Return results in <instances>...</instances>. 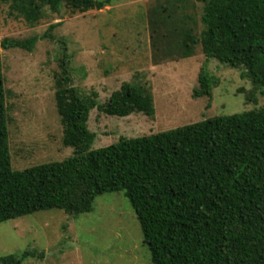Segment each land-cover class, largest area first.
<instances>
[{
	"label": "trees",
	"instance_id": "obj_1",
	"mask_svg": "<svg viewBox=\"0 0 264 264\" xmlns=\"http://www.w3.org/2000/svg\"><path fill=\"white\" fill-rule=\"evenodd\" d=\"M30 25L45 8L58 13L102 10L111 0H5ZM203 3L199 37L185 20L160 15L151 29L161 61L186 59L199 45L206 58L241 69L255 89H264V0H198ZM1 8V0H0ZM158 23L164 26L161 32ZM51 25L41 37L4 39V50L32 52L53 39ZM160 55V56H159ZM55 77V102L62 143L73 155L14 170L9 149L6 93L0 56V224L37 212L59 210L77 217L93 210L96 197L120 193L139 223L152 264H264V108L209 118L139 138H120L92 150L90 112L118 118L154 114L151 95L124 83L104 103L83 95L72 83L70 56L63 45ZM201 69L193 98L208 99L216 85ZM25 251L0 259L22 264Z\"/></svg>",
	"mask_w": 264,
	"mask_h": 264
},
{
	"label": "rangeland",
	"instance_id": "obj_2",
	"mask_svg": "<svg viewBox=\"0 0 264 264\" xmlns=\"http://www.w3.org/2000/svg\"><path fill=\"white\" fill-rule=\"evenodd\" d=\"M161 13L185 20L197 37L204 29L203 3L198 0H111L102 10L84 14H73L65 6L55 14L45 8L34 25L1 0L0 44L4 39L41 37L58 24L51 32L53 39L38 41L32 52L0 47L14 170L73 155V149L62 143L55 102L63 45L70 56L72 83L83 95L96 92L98 102L104 104L124 83L151 95V117L133 113L118 118L92 110L88 120V129L95 134L92 150L120 138H139L264 108V89H255L241 76V69L215 59L206 62L199 45L189 58L161 61L151 40L152 26ZM158 27L165 31L163 25ZM204 65L217 83L210 99L193 98ZM25 251L35 255L22 264H152L135 213L122 192L96 197L92 212L77 217L50 210L1 223L0 259Z\"/></svg>",
	"mask_w": 264,
	"mask_h": 264
}]
</instances>
